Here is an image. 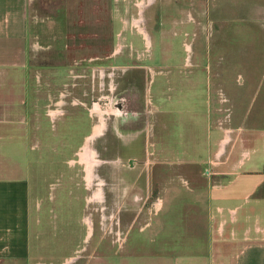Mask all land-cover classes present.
<instances>
[{
  "label": "rangeland",
  "instance_id": "1",
  "mask_svg": "<svg viewBox=\"0 0 264 264\" xmlns=\"http://www.w3.org/2000/svg\"><path fill=\"white\" fill-rule=\"evenodd\" d=\"M44 3L46 11L38 0L31 6L34 20L58 10V24L37 23L42 64L0 72V85L17 74L44 98L37 113L33 102L32 119H15L10 130L34 148L33 189L58 214L46 222L37 264H203L205 193L215 176L200 160L208 128L220 119L214 100L223 103L224 127L264 125L257 117L264 110V0H154L144 10L150 45L137 36L122 54L131 35L119 17L111 25L97 17L75 23V41L86 44L75 54L66 3ZM101 7L106 15L113 9L109 1ZM15 95L18 102L17 87ZM73 247L75 260L66 257Z\"/></svg>",
  "mask_w": 264,
  "mask_h": 264
},
{
  "label": "crops",
  "instance_id": "2",
  "mask_svg": "<svg viewBox=\"0 0 264 264\" xmlns=\"http://www.w3.org/2000/svg\"><path fill=\"white\" fill-rule=\"evenodd\" d=\"M34 1L36 2V0H0V72L34 70L42 64L41 44L34 33L39 28L37 23L44 21L45 18L52 19L58 24L57 19H53L57 17L58 10L53 16L47 13L42 15L41 19L34 20L36 16L31 13L32 10L30 11ZM44 1L38 0V5L44 7L46 11L47 5ZM62 1L67 6L63 14L68 24L66 33L69 34L67 36H71L72 41L78 40L77 34L80 32L78 30L75 32V23L89 22L92 17H97V22H107L111 25L112 18H120L123 27L130 30L131 41L127 43V39L121 36L126 44L122 46L119 54L124 52L127 44H134L133 40L137 36L144 40L145 45H150L151 37L145 25L149 22V18H145L144 10L148 9L147 7L151 6L154 0ZM108 1L113 9L109 15H106L101 10V4L106 6ZM92 4L96 8L93 13ZM37 13L39 14L38 11ZM71 23L74 25L70 26ZM117 34L119 32L116 35L111 34L109 38H114ZM73 45L71 48L74 49L75 54H78L79 47L86 48V44L82 42L75 41ZM110 48L112 50L113 45ZM128 49L130 50L129 47ZM41 59L45 60V58ZM104 77L103 74V79ZM219 86L223 85L219 84ZM16 87L22 92L18 102L15 101L16 95L14 96ZM35 90L26 87L17 74H13L10 80L0 85V94H6L5 98L0 99V264L41 262L42 252L45 249L43 236L46 234V222L48 221L49 224V219L58 217L57 212L52 215L53 209L51 213L48 211L49 205L52 208V201L49 198L41 199L33 189L31 150L34 148L30 146L27 138L18 139L10 131L15 130L13 126L15 119H20L22 116L33 118V102L37 107L35 113L41 109L43 93ZM32 96L38 97L33 101ZM3 101L8 102L3 104ZM126 101L130 103V106L128 105L130 109L136 113L139 108L133 102V98L126 97ZM234 109L235 113L238 112L236 117L240 118V107L233 102L231 107L233 116ZM223 111L221 99H215L214 113L216 118L220 119L208 128L209 138L205 145L207 157L200 160L208 166V174L211 173V168H214L212 173L215 176L212 178L213 185H208L210 190L206 187L205 194L209 206L204 218L205 228L210 231L209 238L204 243L207 248L206 255L201 259L203 264H264V125H253L245 130L226 128ZM263 111L258 109V118L264 119ZM4 130H9V133H4ZM213 136L215 138L211 140ZM54 205L56 206L55 203ZM58 205L62 206V203ZM68 207L72 208V200L68 203ZM62 220L70 227L68 230H72L71 217ZM66 231L65 227L61 230L62 235L65 233V237L69 234ZM70 250L71 254L66 257L75 260V247Z\"/></svg>",
  "mask_w": 264,
  "mask_h": 264
},
{
  "label": "bare ground",
  "instance_id": "3",
  "mask_svg": "<svg viewBox=\"0 0 264 264\" xmlns=\"http://www.w3.org/2000/svg\"><path fill=\"white\" fill-rule=\"evenodd\" d=\"M95 129H96V132H97V133H100L101 130H102V126H98V127H96Z\"/></svg>",
  "mask_w": 264,
  "mask_h": 264
},
{
  "label": "flooded vegetation",
  "instance_id": "4",
  "mask_svg": "<svg viewBox=\"0 0 264 264\" xmlns=\"http://www.w3.org/2000/svg\"><path fill=\"white\" fill-rule=\"evenodd\" d=\"M100 133H101V132H100ZM100 133H97V132L95 131L94 135H99Z\"/></svg>",
  "mask_w": 264,
  "mask_h": 264
}]
</instances>
